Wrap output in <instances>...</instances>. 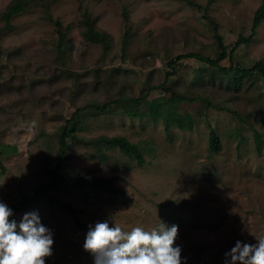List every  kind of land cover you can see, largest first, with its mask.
Here are the masks:
<instances>
[{
  "label": "rangeland",
  "instance_id": "1",
  "mask_svg": "<svg viewBox=\"0 0 264 264\" xmlns=\"http://www.w3.org/2000/svg\"><path fill=\"white\" fill-rule=\"evenodd\" d=\"M192 1L203 8L186 0H31L6 27L2 12L11 0H0V143L18 147L2 153L6 169L0 174V202L31 193L47 178L56 165L61 126L78 106L123 93L138 95L163 82L171 55L212 52L214 33L205 12L217 22L229 50L241 35H252L235 50V62L264 61V21L252 30L262 0ZM85 10L111 35L106 56L86 40L80 25ZM60 24L68 28L72 43L64 58L56 50ZM202 65L194 58L183 60L167 84L180 93L207 96L174 105L177 113L193 115L192 129L174 124L167 129L162 116L132 117L123 111L88 114L82 124H70L87 139L123 135L142 148L144 160L139 163L119 148L69 139L61 178L86 173L111 178L128 197L97 192L89 180L77 186L60 183L51 191L53 201L18 213L17 225L26 213L38 212L51 231L53 254L45 264H94L83 245L90 227L105 221L126 231L151 230L161 222L177 225L175 244L185 264H225V253L237 241L256 244L255 237H264V81L248 82L238 91L194 81ZM160 96L174 100L169 91L152 92L150 99ZM210 125L219 137L216 152L210 147ZM64 203L80 210L85 229Z\"/></svg>",
  "mask_w": 264,
  "mask_h": 264
},
{
  "label": "trees",
  "instance_id": "2",
  "mask_svg": "<svg viewBox=\"0 0 264 264\" xmlns=\"http://www.w3.org/2000/svg\"><path fill=\"white\" fill-rule=\"evenodd\" d=\"M189 4L203 8L198 3L192 0H186ZM31 0H11L7 8L2 12V18L5 20V26H9L10 20L18 12L27 9L31 5ZM126 21L128 22V12H125ZM209 19V24L213 30V36L215 39L214 48L211 52L203 50H188L180 52L175 55H171L167 60L168 71L165 74L164 81L155 84L152 83L147 86L142 93L138 95L119 94L115 97H110L102 102L100 101H88L85 104L78 106L61 126V133L59 136V152L56 159V165L47 170V178L35 184L31 193L22 192L18 198L14 201L6 203L12 210L13 215L10 220H15L17 214L28 209L29 207L39 203L42 200L53 201L55 199L52 194V190L56 189L60 183H65L70 186H77L80 182L89 180L95 183L94 189L99 192L106 190L108 192L119 193L123 196H127L126 192L113 183V179L103 178L92 174H71L68 177L61 178L59 174L63 172L66 163L69 159V139L73 142H83L92 144L95 146L105 148H119L131 157L137 158L139 163L144 160V154L142 148L135 142L131 141L123 135H101L96 138L87 139L86 137H80L74 131L75 128L70 127V124L76 120L78 123L88 115H100L109 112H125L129 116L139 117H151L156 119L157 117H163L166 128L169 129L171 124L184 129H192L194 127V117L191 113L186 112L184 114L177 113L175 111V103H180L185 100L194 101L198 98H207L200 94L192 96L189 94L180 93V91L174 89L168 84V80L177 74L179 66L185 59H197L203 62L204 65L196 68V73L193 80H199L201 83H214L219 87L234 89L238 91L243 85L254 84L260 81H264V61L256 60L252 65H244L240 62H235L234 52L243 42H249L252 38L250 36L241 35L237 41L232 45L229 50V46L225 43L223 36L218 30V24L212 17H208L207 13H204ZM264 21V0L256 8L252 21V30L255 31L257 27ZM97 17L91 16V13L87 10L83 12V17L80 20V25L83 28V33L86 40L98 44L102 50V56H106L111 50V35L100 30L97 26ZM58 39L56 43V50L60 58L67 56L69 49L72 47L71 38L68 36V28H63L61 24L57 28ZM128 45V37L126 35L123 41V50H126ZM1 55V47H0ZM229 59L228 65L224 64L225 59ZM100 78L97 76L96 81L99 82ZM169 91L174 96V100L171 101L167 96L154 97L150 99L152 92L165 93ZM131 104H135L136 108L130 107ZM147 105L146 109L141 107ZM223 108V107H222ZM229 108V107H228ZM82 124V122H81ZM210 147L216 152L220 149L219 137L216 134L214 128L210 125ZM256 138L260 144L262 136L259 132H256ZM17 151L16 145H9L8 143H0V174H2L6 167L3 163L2 153L9 152V149ZM64 205L73 212L75 220L79 227L85 229L87 226L82 223L78 213L79 209L74 208L70 203H64ZM200 264H210L207 260L202 261Z\"/></svg>",
  "mask_w": 264,
  "mask_h": 264
},
{
  "label": "clouds",
  "instance_id": "3",
  "mask_svg": "<svg viewBox=\"0 0 264 264\" xmlns=\"http://www.w3.org/2000/svg\"><path fill=\"white\" fill-rule=\"evenodd\" d=\"M12 215L7 204L0 202V264H45V258L53 254L54 240L39 213H26L19 225L9 220ZM114 224L110 227L105 221L90 227L83 247L94 257V264H185L182 248L175 244L177 225L161 222L151 230L126 231ZM255 238L256 244L237 241L225 253V264H264V237Z\"/></svg>",
  "mask_w": 264,
  "mask_h": 264
}]
</instances>
